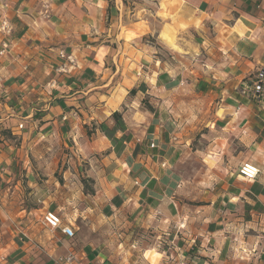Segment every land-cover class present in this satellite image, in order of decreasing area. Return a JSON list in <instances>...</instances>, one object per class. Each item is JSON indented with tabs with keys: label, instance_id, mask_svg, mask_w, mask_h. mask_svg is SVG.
I'll list each match as a JSON object with an SVG mask.
<instances>
[{
	"label": "crops",
	"instance_id": "crops-1",
	"mask_svg": "<svg viewBox=\"0 0 264 264\" xmlns=\"http://www.w3.org/2000/svg\"><path fill=\"white\" fill-rule=\"evenodd\" d=\"M6 2L10 7L6 12L0 11V17L7 15L9 24L15 27L10 35L4 36L0 33L3 37L0 40V50L3 43L8 44L6 58L0 57V108L27 118L31 127L18 129L19 124L14 119L4 120L0 117V131L9 130L14 136V140L0 137V151L6 156V159L0 157V170L8 169L3 177H0V187L3 183H10V189H14L13 193L18 194L21 187L25 188L22 185L25 179L29 186L36 181L38 173L33 166L28 167L35 158L34 154L32 151L25 153L23 149L38 136H47L48 139L36 148L43 146L49 150L50 145L69 148L70 156L65 154L64 158L68 163L78 161L71 171L73 177L78 175L79 182L74 179L67 181L71 178H65L69 171V168H66L63 170L65 180L57 181L56 186L66 192L69 189L74 190L76 194L82 192L88 197V202L97 211L102 227L96 230L99 235H95V238L79 237L78 243L61 233L59 228L53 229L54 231L47 233V239L55 243L46 244L41 238L49 228L43 221L44 213L54 211L58 214V209L63 207V203L57 205L41 199L43 206L12 207L16 211V223L11 222L9 231H3V236L0 237V240H3V245L0 246V264H54L57 259L70 252L75 255L72 264H122L125 258L117 253L116 248L127 251L125 239L128 244L140 241V247L144 250L142 259L147 261V264H162L161 253L155 250L154 238L157 232L153 226L145 223L153 213L158 218L171 216L192 220L191 243L183 231H176L175 227L169 229V243L162 245L167 255L178 257L181 253L175 249H181L186 264H212L214 258L209 253L215 252L219 247V260L225 264H235L232 260L234 250L230 248L231 240L235 239L234 230L241 223H254L258 226L264 224V183H261L258 177L251 181L241 177L237 181V178L232 176L227 181L217 183L210 193L188 194L190 189L180 183L182 179L189 180L188 176H182L178 171L162 174V169L158 167L169 154L166 145L171 143V133L161 130L162 135L154 141L153 134L157 132L155 124L144 130L137 127L136 122L131 119V114L122 115L119 109L109 112L105 108L102 113L97 112L99 118L92 117L90 121L85 119V112L92 116L105 101L109 105L112 104L106 88L94 89L87 95L81 93L90 83L95 84L97 77L102 78L108 88L111 87L108 84V75L102 69L112 73L118 72L117 65L121 60L119 54L113 58L111 67L106 61L111 55V50L119 53V45L110 42L101 44L99 40H89L85 33L80 34L75 42L83 44L75 53L78 58L83 54L79 70L77 71L74 64H69L71 71L66 75L60 69L66 61L56 54V50H64L68 55H72L73 44L70 41L73 38L63 27L65 21L61 14L55 13L48 18L54 27H48L45 32L41 22L30 14L29 9L34 5L29 0ZM59 2L63 3V0ZM184 2L185 0H170L169 4L178 9ZM122 3L124 4V0ZM193 3H197V0H193ZM242 3L246 6L243 9L246 15L239 20V33L244 37L250 34L249 30L255 23L251 14L258 11L259 0H242ZM197 6L200 11H206L209 7L208 0H199ZM21 11L23 17L18 14ZM117 19L121 33L127 32L129 35L127 41L120 35L121 45L131 43L133 37L142 42L149 39L148 33L140 35L129 28L128 16L114 3H109L105 10V26L109 27ZM132 23L138 24L135 17ZM261 39H264V36ZM133 47L135 48V45ZM86 48L90 51L85 52ZM258 51L255 43L246 45L243 39L237 42L235 51L228 52L236 63L231 68L220 69L221 73L234 69L235 79L227 84L218 80L216 74L208 78L204 74L194 73L196 79L193 91L196 97L208 105L209 112L214 105H223L228 110L224 119L211 122L215 129L226 130L229 121L239 119L236 115L239 112L243 123L249 124L253 133L264 134V94L259 99L242 92L245 85H250L259 69H262L253 61V55ZM124 58H127V53ZM161 79L167 80V74L161 76ZM53 81L58 87H49ZM141 88L143 89L144 85H141ZM225 88L228 95H220ZM134 92L135 90L130 94ZM97 93L101 97L99 102L95 99ZM90 96L91 106L85 107ZM81 107L84 111H81ZM110 120H114V124L110 125ZM202 132L207 134L209 127ZM78 136L81 138L76 139ZM161 139L164 140L165 146H155ZM77 147L82 148V155H74ZM173 151L179 157V151ZM41 157L40 155L39 158ZM195 179L199 181L200 177ZM38 189L37 187L34 190ZM46 190L47 187L44 191ZM230 196L239 199L231 200ZM196 199H200L202 203H195ZM69 219L75 225L78 236L81 217ZM106 220L109 221L108 224L104 223ZM117 220L126 221L127 226L119 229L111 227ZM184 227L187 229L188 225L185 223ZM110 228L112 233L121 236L116 247L109 246L114 238L108 234ZM205 236L209 238L207 247L204 246ZM260 236L261 233L257 229H248L245 241L258 239ZM229 237L231 239H226ZM171 241H175V248L171 246ZM138 258H141L139 252H128L126 264H134ZM241 264H264V254L258 259L254 257L251 261H242Z\"/></svg>",
	"mask_w": 264,
	"mask_h": 264
},
{
	"label": "clouds",
	"instance_id": "clouds-1",
	"mask_svg": "<svg viewBox=\"0 0 264 264\" xmlns=\"http://www.w3.org/2000/svg\"><path fill=\"white\" fill-rule=\"evenodd\" d=\"M29 2L34 5L29 9L30 14L41 22V27L45 28V32L48 27H54L48 18L55 13L61 14L65 21L63 27L73 38L70 41L73 44V54L68 59L74 62L77 71L83 55L78 58L75 54L79 48L83 47L82 43H75L80 34L85 33L89 40H99L101 44L110 42L120 47L119 53L114 49L111 50V55L106 61L111 67L113 58L119 54L121 60L117 65L118 72L112 73L102 69L107 73L108 84L111 87L108 88L103 79L97 77L96 83H90L81 93V95H87L94 89L106 88L112 104L109 105L105 101L97 111L92 113V116L85 112L86 120L90 121L92 117L99 118L97 112L102 113L105 108L109 112L119 109L122 115L131 114V119L136 122L137 127L144 130L155 124L157 132L153 134L154 141L162 135L161 130L171 133V143L166 145L169 154L163 158V163L158 167L162 169V174L178 171L180 175L190 177L189 180L180 181L185 188L190 189L188 194L191 192H196L198 195L210 193L217 183L227 181L232 176H235L237 181L242 176L249 179L247 173L256 175L261 183H264V134L253 133L250 125L243 123V117L239 116V112L236 113L239 119L229 121L226 130L215 129L211 122L224 119L228 115L227 108L223 105H214L210 113L208 105L196 97L193 91L196 79L194 73L204 74L208 78L216 74L217 79L224 81L225 84L235 79L234 69L223 73L220 69L231 68L236 63L228 52L235 51L236 44L241 39L246 45L256 44L259 51L253 55V61L258 68L264 69V39H261L264 36V0H259L258 11L251 14L255 18V23L249 30L250 34L244 37H241L239 33V20L246 15L243 10L246 6L242 0H208L209 7L206 11L199 10L197 6L199 0L197 3H193V0H185L176 10L165 0H130L131 4H135V9L131 11L124 7L122 0H63V3L59 0H29ZM109 3H114L128 16L127 26L129 28L134 29L140 35L148 33L149 39L142 42L133 37L131 43L121 45L120 35H123L126 41L129 35L127 32L121 33L118 19L109 27L105 26V10ZM9 7L10 4L6 0H0V11L6 12ZM18 14L23 17L22 11ZM133 17L138 24L132 23ZM0 19L3 20L0 33L7 36L15 25L8 23L7 15ZM2 39L3 37L0 36V40ZM84 51L88 52L90 49L86 48ZM125 53H127V58H124ZM221 53L224 54L221 55ZM56 54L63 57L66 52L57 49ZM6 55L7 49L0 53V57L6 58ZM64 71L68 75L71 69L66 67ZM164 74H167V80L161 79ZM141 85H144L143 89ZM49 87L55 88L58 85L53 81ZM253 88L256 93L264 94V71L260 73L259 82L254 83ZM133 90H135L134 94H130ZM220 95H228L227 88ZM95 99L97 102L100 101L101 97L98 93ZM91 101L90 96L85 107H90ZM81 111H84L83 107ZM242 111L243 108L240 109V112ZM0 117L4 120L14 119L22 126L31 127L27 118L14 111L9 112L0 108ZM74 118L78 119V117ZM109 124H114V120H110ZM203 127H209L207 134L200 131ZM80 138L76 137V139ZM47 139V136H38L36 140L28 143L23 151L25 153L35 152L36 146ZM155 146H165L164 140L161 139ZM173 149L179 151V157ZM82 154V148L77 147L74 155ZM0 157L6 159L2 151H0ZM77 162L76 160L70 161L69 171L65 178L74 179L78 183V175L73 177L71 171ZM45 163L48 164L49 170L54 167V160ZM28 167H32V164H28ZM7 171L8 169L0 170V177H3ZM196 177H200V180L197 181ZM240 195L243 196V193ZM41 199L46 203L54 201L63 203V207L58 209L61 217L58 227L61 233H66L73 242L78 243L79 237L95 238V235H99L96 230L101 229L102 226L97 211L82 192L76 194L72 189L66 192L63 188L56 186V181L52 180L47 190L41 193ZM230 199L237 200L239 197L230 196ZM5 202L6 196H0V214L8 213ZM8 214L12 224H15V219L10 213ZM77 216L81 217L79 222L81 230L78 236L75 225L69 219H75ZM104 223L108 224L109 221L106 220ZM145 223L153 226L157 232L154 238L155 250L161 253L162 264H177V262L186 264L182 254L183 250L175 249L181 253L178 257L169 256L164 252L162 245L169 243L167 235L172 227H175L176 231H183L184 236L189 238V243H191L192 220L185 217L177 219L171 216L158 218L153 213ZM185 223L188 225L187 229L184 227ZM126 226V221L117 220L111 227L119 229ZM9 227L10 225H5V228L0 230V237ZM16 227L19 231L18 224ZM248 229H257L261 236L246 242L245 233ZM52 231L54 230L49 227L41 237L46 244L55 243L47 239V233ZM108 234L114 236L109 246L116 247L121 236L118 233H112L111 228ZM234 234L235 239L231 240L230 248L234 250L232 260L235 264L251 261L254 257L258 259L261 254H264V224L258 226L254 223H241L234 230ZM208 239L205 236V247H207ZM124 243L127 245V251L116 248L117 253L125 258L122 264H126L128 252L133 250L139 252L141 257L134 261V264H147V261L142 259L144 250L140 247L139 240L128 244L125 239ZM2 245L3 240H0V246ZM67 246L65 243V247ZM171 246L175 248V241H171ZM219 251L217 247L215 252L209 253L214 258L212 264H225L218 258Z\"/></svg>",
	"mask_w": 264,
	"mask_h": 264
},
{
	"label": "rangeland",
	"instance_id": "rangeland-1",
	"mask_svg": "<svg viewBox=\"0 0 264 264\" xmlns=\"http://www.w3.org/2000/svg\"><path fill=\"white\" fill-rule=\"evenodd\" d=\"M167 4L170 3V0H165ZM115 5V4H114ZM124 7L126 9L134 10L135 9V4H131L130 0H124ZM176 10V9H174ZM134 18V17H133ZM211 113V111H210ZM202 128L200 131H203ZM0 132L1 138H12L14 140V136H12L11 132L9 130H1ZM51 151L48 149L46 150V147L43 146H38L36 148V151L33 152V158L31 161V164L33 166V169L35 172L38 173V176L36 177V181H33L32 184H36V186H31L28 185L27 179H25L24 184H22L25 188H20L18 191V194H15L13 196V190L10 189V183H3L2 187H0V196H6V207L8 209V213L11 214V217L14 218L16 217V211L15 208L13 209L12 207H17V206H34V207H39L43 206L42 201H41V193L44 191V189L47 187L50 181L55 180L57 181H64L65 179L63 178V170L68 168L69 163L67 162V159L64 158V155L70 156L69 153L70 150L69 148L63 149L59 146H49ZM40 155L42 156L41 158ZM61 157V159H59ZM32 158V157H30ZM35 159V161H34ZM66 159V160H65ZM54 160V167L49 170L48 164L45 163L46 161L51 162ZM65 160V161H64ZM42 165V166H41ZM190 178V177H188ZM191 179V178H190ZM70 180V181H69ZM73 179H67L68 182H71ZM49 181V182H48ZM37 182V183H36ZM39 188L38 190L40 191H35V188ZM1 190L3 191L1 193ZM6 192V193H5ZM32 193V194H30ZM197 204H201L202 201L199 199H196L194 201ZM55 204H60V202L54 201ZM0 214V230L5 228V225H10L11 220L9 219V214ZM10 229V227L8 228ZM9 231V230H8Z\"/></svg>",
	"mask_w": 264,
	"mask_h": 264
},
{
	"label": "built area",
	"instance_id": "built-area-1",
	"mask_svg": "<svg viewBox=\"0 0 264 264\" xmlns=\"http://www.w3.org/2000/svg\"><path fill=\"white\" fill-rule=\"evenodd\" d=\"M2 26H3V20L0 22V27H2ZM11 32L8 35H10ZM7 45H8L7 42L3 43V47L0 50V53H3L4 52V50L7 48ZM69 56H71V55H68L66 53V55L62 57L63 59H65L66 62L61 65V67H60L61 71H64V69L66 67H68L69 64H74L73 61H70L68 59ZM262 71H264V69H259V71L257 72L254 80L251 81L250 85H245V87L243 88V91H242L244 94H248V95L249 94H252L253 96H255V98H259V99L263 97V94L256 93L255 92V89L253 88V84L256 83V82H259L260 73ZM23 128H24V126H22L20 124L18 125V129H23ZM246 173H247V170H246ZM247 174L250 177L249 179H245L243 176H242V178L245 179V180H248V181L255 180L257 178V176L256 175H253L252 173H247ZM60 219H61L60 215L57 214L54 211H46L44 213V216H43L44 223L47 226L51 227L52 229L59 228L58 227V224L60 223ZM64 234L67 236L66 233H64ZM74 259H75L74 253L73 252H70L67 255H65V256L60 257L59 259H57L54 264H72L73 261H74Z\"/></svg>",
	"mask_w": 264,
	"mask_h": 264
}]
</instances>
